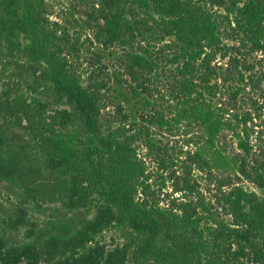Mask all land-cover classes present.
<instances>
[{"label": "trees", "instance_id": "obj_1", "mask_svg": "<svg viewBox=\"0 0 264 264\" xmlns=\"http://www.w3.org/2000/svg\"><path fill=\"white\" fill-rule=\"evenodd\" d=\"M82 1L97 6L88 54L47 0H0V264H264V196L234 180L264 190L248 128L262 116L264 0ZM182 125L179 170L153 131ZM150 156L172 181L162 200ZM195 171L221 180L214 198Z\"/></svg>", "mask_w": 264, "mask_h": 264}, {"label": "rangeland", "instance_id": "obj_2", "mask_svg": "<svg viewBox=\"0 0 264 264\" xmlns=\"http://www.w3.org/2000/svg\"><path fill=\"white\" fill-rule=\"evenodd\" d=\"M50 4V10L52 12L51 20L58 21L60 19L63 20V25L66 26L69 29V32L71 35L79 34L81 36V44L84 46V53L88 54L87 50L89 49L91 52L97 51L99 44L95 40L94 32L91 28H89V25H87V22H91L90 14L92 12L96 11V8L94 7V2H83L82 0H47ZM93 50V51H92ZM90 54V53H89ZM256 57L254 55L251 58L252 59ZM258 58H261V55H257ZM83 58H88V55ZM109 66H110V73L114 71V69L117 68L118 62L114 61V58L108 59ZM115 67V68H114ZM162 71H159L161 73ZM155 82V85L152 87L153 89V95L154 98L157 99V101L165 106L169 102H173L172 94L170 91H167V87L165 86V80L163 79L162 74H159V77ZM167 85V84H166ZM157 88V91L155 89ZM248 92V91H247ZM170 93V94H169ZM257 95V94H256ZM259 97V95H258ZM260 104L262 106V116L261 118H256L249 121L248 128H250V146H252V154L251 156L254 158H258V156H261L262 151H264V99H260ZM241 109L240 112H246L248 110H252V108L245 103H240ZM141 122H143L141 120ZM165 128L161 129H154V135L157 138L158 142L161 143L162 146H167L169 149V153H175L174 156L179 157V159L175 158V166L180 167L179 170H181V167L183 166L182 160H185L187 155L185 152L191 151V127L182 125L179 130H173V131H167ZM263 132L262 134L260 132ZM247 140V138H245ZM222 141L224 142L225 147L228 149L229 152H232L233 154H238V146H237V138L235 135H233L230 131H227L222 136ZM141 157L145 158L148 151L147 149L141 150ZM147 167H148V184L151 186L152 190H155L156 192L158 190H161V183L163 182L160 174H158L156 164L153 163L154 157L150 156L146 159ZM187 166H189V171L191 172V164L187 163ZM182 172V171H181ZM195 175L198 177L200 182L202 183V191L205 193L206 197L208 198H214V192L210 190H215L216 185L221 181L220 179H216L212 182L205 180L206 174L204 173H198V171L194 172ZM222 173H217L216 176L218 178L221 176ZM233 176V175H232ZM227 177L226 175L224 176ZM235 178V177H232ZM238 178V177H237ZM241 179V178H240ZM236 183L239 185H242L243 187L247 188L248 190L255 191L261 196H264V190H260L254 183L247 180L246 178H243L241 180L234 179ZM166 187L163 188L162 193L160 195L161 200L164 199L165 192H170V187L172 186V181L167 179L165 181ZM167 190V191H166ZM42 217H45V220H55V213L52 210H47L43 212ZM41 217V218H42ZM117 234L113 232H109L105 234L104 239L109 243L111 242L112 238H116Z\"/></svg>", "mask_w": 264, "mask_h": 264}]
</instances>
